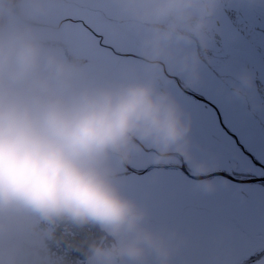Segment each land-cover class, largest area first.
<instances>
[{
	"label": "clouds",
	"instance_id": "9594fccd",
	"mask_svg": "<svg viewBox=\"0 0 264 264\" xmlns=\"http://www.w3.org/2000/svg\"><path fill=\"white\" fill-rule=\"evenodd\" d=\"M216 3L123 0L157 52L206 42ZM18 11L19 0H0V223L16 214L90 223L105 234L90 246L96 264H140L149 253L168 264L167 237L124 193L113 160L127 159L137 140L154 147L157 160L182 152L188 126L179 105L151 80H82L30 25L15 22Z\"/></svg>",
	"mask_w": 264,
	"mask_h": 264
},
{
	"label": "rangeland",
	"instance_id": "374dc122",
	"mask_svg": "<svg viewBox=\"0 0 264 264\" xmlns=\"http://www.w3.org/2000/svg\"><path fill=\"white\" fill-rule=\"evenodd\" d=\"M34 1L37 0H27L25 3V10L30 14H33L31 6ZM236 2H241V4L243 2L248 7L253 6L259 10V13L264 14V0H236ZM77 3L86 4L88 11L94 6L108 9L116 4L115 10H120L125 15L123 0H51L50 6L45 8L44 4L40 3L42 13L39 19L45 20V11H49L48 18L52 25H58L61 22L59 31L64 26H70L72 30L79 31L81 40L77 41V46L81 53H88L92 57L91 52L95 49L96 43L93 42L91 35L83 32L77 23L63 20L66 16L79 14ZM221 18H223L222 15ZM117 24L118 22L115 23V27L118 26ZM138 31L139 33H134L130 29L131 35L136 38L131 37L132 43L129 45L137 47L136 44H139V53L151 59L152 62L140 59V57L134 58L119 54L120 51H125V44L121 42L116 45L117 50L114 57L107 51H99L104 58L99 71L104 75H108V72L113 73L115 82L151 80L159 91L161 87L164 88V92L177 102L188 126L182 154L185 166L190 171L208 173L220 170L240 178L264 175V165L261 167L250 163L246 159V153H241L239 148L229 141L232 136L225 138L220 133H216L217 130L221 131V127L214 115L204 113L203 107L199 105L204 104L203 99L196 100L193 97L182 95L179 86L163 76L158 68L157 60L163 62L169 70H180L187 86L203 92V98L215 101L228 127L234 132H242L245 140L247 139V143L243 140L246 151L254 154L264 163V134L258 127L260 119L251 120L248 115L253 113L251 110L253 111L259 104H255L250 92L248 99L245 93L242 97L237 90L232 95L227 89L228 82L221 83L220 80L212 77L213 75L209 76L196 63V59L193 61L191 42H177L157 52L146 43L149 34L147 28L139 24ZM249 35L254 36V32H250ZM228 36L235 38L233 33L232 35L228 33ZM115 39H123V37L116 36ZM109 40L114 41L113 35L109 37ZM224 44L225 46L231 44L227 37H224ZM243 45L246 46L239 48V61H242L244 67L247 62L251 67L244 69L241 67L238 72L236 71V77L238 78L237 83L243 81L245 87L248 86L250 89L254 87L255 69H260L264 73V65L260 62L255 47L251 49L252 46L246 43ZM185 61L190 65L194 63V72L184 67ZM87 67L89 70L92 69L91 64ZM240 71L243 72V77L239 75ZM239 87L240 85H237V88ZM247 103H251L252 106L246 107ZM208 121L209 123L213 121L215 124L209 126ZM240 124H243V127ZM141 143L142 145H139L135 142L127 159L113 160L116 179L124 193L145 211L146 223L167 237L168 246L176 243L180 248L177 250L178 253L169 250L168 264H244L239 262L255 257L264 249L263 181L236 182L223 177L221 179V176L200 180L186 177L187 175L185 176L181 171L180 166H178L179 170L171 165L159 167L160 170L154 167H144L145 164L156 159V149L148 143ZM143 148H147L148 151ZM150 149L154 152L149 151ZM164 162L160 161L158 164L165 165ZM200 164L206 165L207 170L199 171ZM131 167L137 171L146 169L144 176L130 171L128 168ZM138 167L143 168L138 169ZM191 195L204 196L197 203L191 202V199H195L191 198ZM163 205L169 210L166 211ZM198 205L202 211L197 209ZM171 222L175 224L172 226ZM260 258L249 264H264V254ZM126 260L123 259L125 262ZM127 264H137V262L127 260ZM140 264H160V259L155 253H149Z\"/></svg>",
	"mask_w": 264,
	"mask_h": 264
},
{
	"label": "flooded vegetation",
	"instance_id": "af4514ba",
	"mask_svg": "<svg viewBox=\"0 0 264 264\" xmlns=\"http://www.w3.org/2000/svg\"><path fill=\"white\" fill-rule=\"evenodd\" d=\"M26 1L27 0H21L19 5L27 21L20 18L19 15H16L14 17L15 22L30 25L45 48L57 53L65 60L72 63L77 69L78 75L82 80L86 78L87 81L93 82H115L113 73L108 72V75H104L99 71L100 67H102L104 63L103 55L99 51H107L109 55L114 57L117 50L116 45L120 44L121 42L125 44V51H120L119 54L134 58L140 57V59L144 60H151L139 53V44H136L137 47H131V45H129V43H132L131 37L136 38L135 36L131 35L130 29H132L134 33H139V23L136 21H131L133 18L129 16L127 12H125V15H123L120 10H115L116 4H114V7L111 5L108 9L94 6V8L101 10V18H98L88 11V7L85 6L86 4L77 3L79 14L66 16L63 19L77 23L83 32L86 34L89 33L91 35L93 42L96 43L95 49H93L91 52V57L88 53H81L79 47L77 46V41L81 40V33L79 31L72 30L70 26H64L62 30L59 31L61 22L58 25H52L50 18H48L49 11H45V20L39 19V16L42 13L40 3L44 4L45 8L50 6L51 0H39L40 2L38 0L34 1V4L31 6L33 14H30L25 10ZM88 3H90V1ZM246 6L247 5L245 3L242 2L241 4V2H236V0H217V6L215 7L214 14L210 21V31L207 41L205 42L199 39H193L189 42H191L193 45V61L196 59V63L209 76L213 75L212 77L217 78V80H220L221 83L228 82L227 85L229 86L227 89L232 95L236 92L235 90H237V93L242 97L245 93L248 99L250 92L251 98L254 100L255 104L257 105L258 103L259 106L253 109V111L251 110V112H253L251 114L247 110L246 111L249 113L248 115L251 120H256L258 118L260 119V124H258V127L264 132V73H262L260 69H255L253 76L254 87H250V89L248 86L245 87L243 81L237 83L238 78L236 77V74L241 67L242 69L251 67L248 65V62L246 67H244L242 61H239V48H245L244 46L246 45H243L244 43L250 45V47L252 46L253 48L251 47V49H254V47L256 48V54L259 56L260 62L264 65V14L259 13V10L253 6ZM221 15L223 18H221ZM116 22H118L117 27H115ZM247 31H249V33L254 32V36L249 35ZM228 33L229 35H232L233 33L236 39L229 37ZM111 35H113L114 41L109 40ZM116 36L123 37V39H115ZM224 37H227V40H229L231 44H227L225 46ZM157 62L159 63L158 68L162 72L163 76L172 83H176L181 89L182 95H186L189 98L193 97L196 100L203 99L202 102L204 104L199 105L203 107L204 113L208 112L214 115L216 122L221 127V131L217 130L216 133H220L225 138L227 136H232L229 138V141L239 148L241 153H246V159H248L250 163L261 167L264 165V163L257 159L254 154H250L246 151L243 145V140H245L243 133L234 132L230 127H228L227 123H225L222 119L220 115L221 109L217 103H215V101L212 99L203 98V92L187 86L188 84L182 76L180 70H169L163 65V62H160L159 60H157ZM254 63H257V61H254ZM88 64L92 65L91 70L88 69ZM239 75L243 77V72L240 71ZM212 77L209 78L211 79ZM237 85H240V87L237 88ZM160 91L164 92V88L161 87ZM251 106V103L246 104V107L248 108ZM240 107L243 108V106ZM214 124L215 122L212 121L209 123V126ZM240 126L243 127V124H240ZM239 139L242 141L240 142ZM135 142L139 145H142V143L138 140ZM143 149L148 151L147 148ZM149 151L153 150L150 149ZM160 161H165V165L158 164ZM160 161L157 162V159H153L150 161V163L145 164L144 167H154L155 169L160 170L159 167H168L171 165L175 169H178V166H180L181 163H185L182 152H175L171 154L169 158ZM177 163L179 164L177 165ZM131 169L143 176L146 171V169L137 171L132 167ZM260 176L264 175H258L257 177ZM164 209L166 211L169 210L166 206H164ZM200 211H202V209H200ZM161 224L163 225V223ZM171 224L173 226L175 223L171 222ZM171 232L172 230L169 234H171ZM110 240L111 238L108 237L106 242ZM169 250L178 253L177 250H180V248L176 243H172L169 245ZM173 259H175V257H173ZM81 264H96V261L94 260L93 256H90L88 259L82 261ZM117 264H127V260L125 262L123 259H121L117 262Z\"/></svg>",
	"mask_w": 264,
	"mask_h": 264
},
{
	"label": "water",
	"instance_id": "95a60500",
	"mask_svg": "<svg viewBox=\"0 0 264 264\" xmlns=\"http://www.w3.org/2000/svg\"><path fill=\"white\" fill-rule=\"evenodd\" d=\"M17 15L27 21L20 5ZM180 167L193 179L221 176L236 182L264 181V176L240 178L220 170L195 173L184 162ZM102 237L104 233L98 225H77L70 221L51 222L35 214H16L0 223V264H81L92 256L90 246ZM263 254L264 251L253 259H258Z\"/></svg>",
	"mask_w": 264,
	"mask_h": 264
},
{
	"label": "trees",
	"instance_id": "16d2710c",
	"mask_svg": "<svg viewBox=\"0 0 264 264\" xmlns=\"http://www.w3.org/2000/svg\"><path fill=\"white\" fill-rule=\"evenodd\" d=\"M263 132V131H262ZM264 133V132H263ZM141 168H143V167H138V169H141ZM130 171H133L131 168H128ZM182 171V170H181ZM185 174V173H184ZM185 176H186V174H185ZM186 177H189V176H186ZM190 178V177H189ZM224 178V177H223ZM221 179H222V177H221ZM225 179V178H224ZM202 196H204V195H196V196H193V195H191V198L193 197V198H195V199H191V202H197L198 203V201H199V199H202L203 197ZM196 199H198V200H196ZM191 207H193V206H191ZM196 207V206H195ZM197 209H199V211H200V206L198 205V208Z\"/></svg>",
	"mask_w": 264,
	"mask_h": 264
},
{
	"label": "snow or ice",
	"instance_id": "6c2138e0",
	"mask_svg": "<svg viewBox=\"0 0 264 264\" xmlns=\"http://www.w3.org/2000/svg\"><path fill=\"white\" fill-rule=\"evenodd\" d=\"M89 11L91 12V14L97 16L98 18H101V10L100 9L91 7L89 9Z\"/></svg>",
	"mask_w": 264,
	"mask_h": 264
},
{
	"label": "bare ground",
	"instance_id": "6f19581e",
	"mask_svg": "<svg viewBox=\"0 0 264 264\" xmlns=\"http://www.w3.org/2000/svg\"><path fill=\"white\" fill-rule=\"evenodd\" d=\"M20 9H21V7H20ZM22 12V11H21ZM264 251V249L261 251V252H263ZM263 256V255H262ZM261 256V257H262ZM260 259V257L258 258V259H249V260H245V261H243V262H241V263H246V264H249V263H251V262H255V261H257V260H259Z\"/></svg>",
	"mask_w": 264,
	"mask_h": 264
}]
</instances>
